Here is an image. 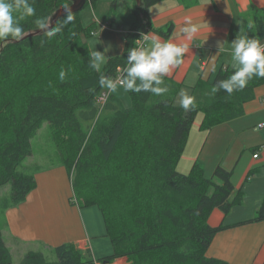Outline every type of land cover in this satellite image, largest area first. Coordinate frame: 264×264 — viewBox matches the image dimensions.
<instances>
[{"label":"trees","instance_id":"1","mask_svg":"<svg viewBox=\"0 0 264 264\" xmlns=\"http://www.w3.org/2000/svg\"><path fill=\"white\" fill-rule=\"evenodd\" d=\"M96 1L86 0L84 7ZM158 1L142 0L138 7L133 0L135 19L125 34L123 52L108 57L99 71L91 67L93 58L82 39L91 35L94 22L84 25L80 11L51 39L44 33L30 34L38 29L36 19L50 17L70 0H32L36 16L21 21L28 35L21 41H0V186H11L6 208L24 201L36 185L34 174L23 170V161L32 153V137L46 121L59 163L69 175L71 202L100 210L113 248L95 260L88 249L66 242L48 246L54 260L29 249L17 264H114L118 258H125L126 264H227L207 256L206 249L229 225L212 226L208 217L215 208L227 214L242 202L243 191L235 190L231 171L220 165L207 177L198 161L186 173L177 169V163L198 114L200 130L242 115L244 102L253 98V89L264 78L254 76L242 91L234 88L229 95L220 85L235 69L220 65L210 80L198 79L190 86L196 106L188 110L175 102L183 83L164 74H157L159 85L152 81L153 87L166 89L158 96L141 89L128 92L129 106L114 93L101 108L96 102L104 89L101 78L110 80L118 67H124L123 80L128 78L129 49L136 46L139 33L171 36L173 23L153 27L149 18L148 8ZM245 16L247 35L264 39V6L251 4ZM61 70L66 74L63 81ZM141 83L137 78L136 84ZM261 220L264 198L248 221ZM4 223L1 215L0 264H14L2 235Z\"/></svg>","mask_w":264,"mask_h":264},{"label":"crops","instance_id":"2","mask_svg":"<svg viewBox=\"0 0 264 264\" xmlns=\"http://www.w3.org/2000/svg\"><path fill=\"white\" fill-rule=\"evenodd\" d=\"M118 1H115L116 9ZM111 2L97 0L94 5L88 4L93 17L87 19V24L94 22L90 36L94 35L95 38L82 37L90 53L93 50L101 52L105 61L123 52L125 34L135 19L131 13L132 4L127 10L125 21L121 22L128 26L126 29H117L105 23L101 19L102 13L110 14ZM191 2L192 5L187 7L184 0H160L148 8L153 27L173 23V32L167 39L149 32L158 35L162 42H184V34L180 30L185 17H191L200 26L194 39L188 41L189 50L185 53L183 63L170 73H158L182 82L180 91L185 87L188 94L190 86L198 79L210 80L220 65L234 69L230 43L236 39L240 28L244 29L248 7L251 4L264 6V0ZM89 40H92L93 45ZM261 43H264V39ZM197 116L198 120L190 128L177 169L186 173L193 162L198 161L205 176L209 177L215 167L220 165L231 171L235 190L240 188L243 191L242 202L231 207L227 214L217 208L210 213V225L223 222L229 227L214 235L206 255L224 260L227 264H264V220L248 221L255 216L264 198V83L253 89V98L244 102L243 114L236 118L209 130H200L202 114ZM254 153H257L256 157ZM33 174L35 187L24 201L4 211V241L10 238L22 243L42 244L47 248L71 242L80 249H88L95 260L111 254L113 248L100 210L93 208L95 205L82 208L71 202L73 191L65 167L57 162L36 169Z\"/></svg>","mask_w":264,"mask_h":264},{"label":"clouds","instance_id":"3","mask_svg":"<svg viewBox=\"0 0 264 264\" xmlns=\"http://www.w3.org/2000/svg\"><path fill=\"white\" fill-rule=\"evenodd\" d=\"M71 3L66 2L61 7L67 13L66 17L56 23L55 27H50V17L36 19L35 26L40 30H44V34L49 38H53L57 33L62 31V25H67L69 21H74ZM36 16V9L32 0H0V41L11 39L12 41H21L28 33L25 32L21 21L28 17ZM253 24L249 22L248 28L251 29ZM200 26L194 23L191 17L184 18V26L181 28L184 42H173L171 40H163L158 35L150 33H142L141 39L144 45L129 49L130 55L127 58L128 78L119 86L125 92L139 93L141 89H151L153 95L158 96L161 92L166 91L160 87H153L152 81L156 84L161 83V77L158 73H170L173 68L183 63L185 53L189 50V43L199 32ZM230 54L232 58V66L235 69L227 80L222 81L221 87L226 89L228 94L236 91H242L248 82L255 76L264 78V43L260 39L249 37L243 28L236 35V39L230 43ZM91 67L99 71L101 64L105 62L104 55L93 50L91 52ZM66 74L63 70L59 73V79L63 81ZM137 78L142 81L137 85ZM99 83L105 88L115 92L118 85L111 80L101 78ZM212 92L217 91L216 87H212ZM180 106L188 110L194 108L195 97L189 95L186 91L180 93Z\"/></svg>","mask_w":264,"mask_h":264},{"label":"rangeland","instance_id":"4","mask_svg":"<svg viewBox=\"0 0 264 264\" xmlns=\"http://www.w3.org/2000/svg\"><path fill=\"white\" fill-rule=\"evenodd\" d=\"M184 1L187 7L189 5H192L191 0H184ZM132 4H133V0H119L117 9L115 8L112 14L109 15L107 13H102L103 18L101 19L105 23L111 24L113 27L117 29H121V27L126 29L128 26H126L125 23L121 24V22L125 21L127 10H129V7H131ZM97 10L99 9L97 8ZM80 15L82 16L81 18L83 19L82 20L83 24L86 25L87 19H91L93 17L90 5H86L85 7H83L80 10ZM90 37L91 36L89 35L88 38ZM91 38H95V36L92 35ZM89 43L93 45L92 40H89ZM184 88L185 87H183L182 90L186 91V89ZM104 89L108 90V92H113L105 87ZM181 91L176 96V100H175L176 103H180ZM113 93L115 94L117 93L124 106H129L131 104V98L128 92H125L123 88L120 87L119 85L117 87V90ZM197 120H198V116L194 121ZM31 144H32V153L30 156L26 157L23 161V167H24L23 170L25 172L33 173L36 169L47 167L53 163H57V162L59 163L60 161L59 150L57 149L56 141L53 138L52 130L46 121L41 124L40 128L36 131L35 135L32 137ZM10 192H11V186L9 183L0 186V217L2 215V218L6 207L10 204ZM72 197L73 194L71 195V198ZM93 208H97V207H93ZM5 244L10 252L11 261L14 264H17L20 261L21 257L25 254V252L28 251L29 249L41 250L47 260L55 259V254L52 252V250L50 248L45 247L42 244L22 243L10 238H7L5 240ZM124 260L125 259L118 258L114 261V264H126Z\"/></svg>","mask_w":264,"mask_h":264},{"label":"water","instance_id":"5","mask_svg":"<svg viewBox=\"0 0 264 264\" xmlns=\"http://www.w3.org/2000/svg\"><path fill=\"white\" fill-rule=\"evenodd\" d=\"M71 1V11L72 13H76L79 12L85 5L86 0H70ZM137 4L138 7L142 6V0H134ZM67 13L65 12V10L61 7L58 8L51 16H50V20H51V25L50 27L53 26V24L62 16L66 15ZM36 33H44V30H40V29H36L33 32H31L30 34H36Z\"/></svg>","mask_w":264,"mask_h":264},{"label":"built area","instance_id":"6","mask_svg":"<svg viewBox=\"0 0 264 264\" xmlns=\"http://www.w3.org/2000/svg\"><path fill=\"white\" fill-rule=\"evenodd\" d=\"M91 33H93V31ZM142 33H139V37L135 41V43H136L135 47L144 45V42L141 39V34ZM144 34H146V33H144ZM123 71H124V67H118L117 70H116L115 76H113L110 80L113 81V83H115L117 85L122 84V82H124L123 77H122ZM108 94H109V92L107 90H103L102 92H100L97 95L96 102L100 106V108L103 106V104L107 100ZM253 156L256 157L257 153H254Z\"/></svg>","mask_w":264,"mask_h":264}]
</instances>
